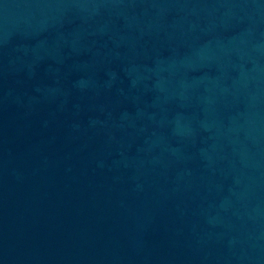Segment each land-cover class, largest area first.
<instances>
[{
  "label": "water",
  "instance_id": "95a60500",
  "mask_svg": "<svg viewBox=\"0 0 264 264\" xmlns=\"http://www.w3.org/2000/svg\"><path fill=\"white\" fill-rule=\"evenodd\" d=\"M0 264H264V0H0Z\"/></svg>",
  "mask_w": 264,
  "mask_h": 264
}]
</instances>
